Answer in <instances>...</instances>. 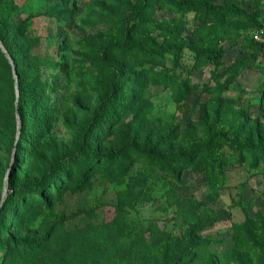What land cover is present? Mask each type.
<instances>
[{"label":"rangeland","instance_id":"obj_1","mask_svg":"<svg viewBox=\"0 0 264 264\" xmlns=\"http://www.w3.org/2000/svg\"><path fill=\"white\" fill-rule=\"evenodd\" d=\"M148 1L126 46L141 0H0V27L37 38L18 52L37 56L50 88L63 81L54 127L17 160L19 78L0 61V264H175L183 250L181 264L264 263V165L237 164L227 141L264 139V54L250 59L249 46L264 0ZM182 41L219 42L221 68L152 46ZM209 144L220 171L205 173L202 158L185 168L180 158Z\"/></svg>","mask_w":264,"mask_h":264},{"label":"trees","instance_id":"obj_2","mask_svg":"<svg viewBox=\"0 0 264 264\" xmlns=\"http://www.w3.org/2000/svg\"><path fill=\"white\" fill-rule=\"evenodd\" d=\"M142 4L140 5V8L136 13L131 15L130 17L127 18L126 20V31H125V39H126V46L131 40L132 37V27H130L129 24L137 20L143 12L147 11L151 7V3L148 0H141ZM264 3V2H263ZM184 5V4H183ZM225 11V10H224ZM263 11L262 9L260 12H258L257 15L253 16L250 18V25L253 27L254 30H259L264 28V18H263ZM226 12V11H225ZM231 15L238 16L240 15L239 12L236 11H229ZM6 14H3L1 16V19H3ZM252 31V32H253ZM0 39L3 42L6 50L8 51L10 57L12 60L15 62V67L17 68V74L19 78V98L17 97V94L14 89V95L12 98V110L14 113H17L18 109V115L20 116L21 120V128L20 130V135L18 137L19 140V149H18V154H17V160L20 159V156L22 155V152L20 150L22 149L23 146L29 145L31 150H33L39 141L45 136L47 132H49L55 124V112L56 109H52V100H53V93L57 90H61L63 87V81L61 80H56L54 79L55 87L50 88L47 83L44 81V75H45V65L39 63L37 60V56L31 53V51L27 48V50L23 49V52H18L17 50V42L23 40V44L27 45L32 43L37 42V38H26L24 34V30L20 28L19 30L12 32L10 31L9 27H0ZM152 46L155 48V51L159 54H173L177 56H182L186 53V51H189L192 56L195 57L196 62L199 63L202 67H207V66H212L215 69H220L222 66V59L226 55V51L222 45L217 42L213 46H201L194 44L189 41H182L176 44H171V45H160V44H153ZM249 46L253 49H257L256 51L253 52L252 58H256L260 55V53L264 54V43H257L253 40L252 36L250 39V44ZM0 61L3 65H5L4 68L8 69V74L12 73V68L10 61L2 48L0 47ZM234 68L235 70H241L245 68L248 65V62L246 60H237L234 63ZM43 66V67H42ZM176 80L177 85L180 87L181 82L177 80V78H172V81ZM13 82V81H12ZM171 83V82H170ZM222 89L227 90L228 86L224 85L222 86ZM117 91H122V88L120 89H115L113 93H111L105 101L107 104L112 105L115 103L116 98H114L113 95ZM113 96V97H112ZM18 99V101H17ZM52 110V111H51ZM241 123L239 127V131H242L244 128H247L249 125L248 120H243L242 117H240ZM261 125V128L264 127V123H259ZM28 125H32L33 129V136L32 139L28 140L29 137H26V140L28 141L27 143L24 142V135H26V131L29 129L27 127ZM92 129L96 128L98 126V122H92L91 123ZM18 132V127L15 128L14 131V140L15 142L17 141L16 133ZM257 138L256 142L253 143L250 140H245L238 142V140H227L230 145L233 148V154L232 158L234 161L239 164H251L254 166H259L261 164L264 165V139H262L260 132L257 133ZM256 135V133H255ZM14 142V143H15ZM21 148V149H20ZM218 151L219 148L216 144L208 145V147L205 150H198V152L192 153V155L189 157H182L180 158V161L183 162L185 165L184 159H188L186 163H189L185 168L191 167L192 165H196L198 162H200L201 158L204 160L203 164L201 165L203 167V171L205 173H208V175H214L217 171H220V164L219 160L221 157L218 156ZM236 151V152H235ZM238 152V154H237ZM25 158V155H24ZM218 159V160H217ZM190 161V162H189ZM15 167V166H14ZM15 168H13L14 170ZM184 169L181 168L180 171ZM59 171V166H54V168L51 169V173H56ZM218 173V172H217ZM57 178V177H54ZM62 178V176H61ZM55 181H59L58 178L53 180V178L49 179L47 181V184L50 182L51 187L53 188L55 186ZM46 184V183H45ZM44 184H39V188L36 190L37 193H40V195H44V192L48 191L47 186L44 188H41ZM59 191V188L55 190L54 193H57ZM48 197L42 198L43 200L47 199ZM264 220V218H263ZM262 228L264 229V225H262ZM257 227L253 226V229L255 230ZM257 241V237L255 238ZM139 243L136 244H143L145 245V239H142L138 241ZM198 246L201 245V242H199ZM189 250H192V247H194V244H190ZM134 247V245L132 246ZM131 247V248H132ZM198 249V248H196ZM183 255L182 252L180 253V257L175 258V264H181V261H184L186 250H183ZM245 253H248L246 256L251 255V253H254L250 250H245ZM196 256L195 258L197 259L199 257V253L197 251L196 254H193V257ZM194 258V259H195ZM195 259V260H196ZM264 262V261H263ZM173 263V262H172ZM187 263V262H186ZM264 264V263H263Z\"/></svg>","mask_w":264,"mask_h":264},{"label":"built area","instance_id":"obj_3","mask_svg":"<svg viewBox=\"0 0 264 264\" xmlns=\"http://www.w3.org/2000/svg\"><path fill=\"white\" fill-rule=\"evenodd\" d=\"M263 18H264V12H263ZM253 40L257 43H264V28L259 30H254L251 34Z\"/></svg>","mask_w":264,"mask_h":264},{"label":"water","instance_id":"obj_4","mask_svg":"<svg viewBox=\"0 0 264 264\" xmlns=\"http://www.w3.org/2000/svg\"><path fill=\"white\" fill-rule=\"evenodd\" d=\"M0 47L2 48V50L4 51V53L6 54V56L8 57L10 63L13 65L14 64L13 63V60L10 57V55H9L8 51L6 50V48H5L4 44H3V42L1 41V39H0ZM14 71H15V68H14ZM16 78H17V76H16ZM17 88H18L17 89V97L19 98V86L18 85H17ZM17 101H18V99H17ZM17 113H18V109H17ZM18 119H19V129H20L21 128V120H20V116L19 115H18Z\"/></svg>","mask_w":264,"mask_h":264}]
</instances>
